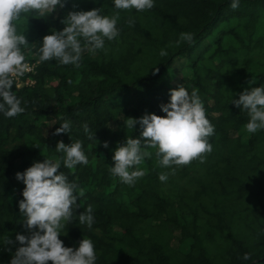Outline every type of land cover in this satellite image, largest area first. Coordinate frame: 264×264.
Masks as SVG:
<instances>
[{
    "label": "trees",
    "instance_id": "trees-1",
    "mask_svg": "<svg viewBox=\"0 0 264 264\" xmlns=\"http://www.w3.org/2000/svg\"><path fill=\"white\" fill-rule=\"evenodd\" d=\"M231 3L154 0L152 9L137 11L116 9L114 0H66L43 16L21 13L17 32L29 43L21 48L25 61L37 65L34 85L12 87L25 111L10 118L0 112V240L12 235V243L0 241V264H10L20 247L16 235H29L19 210L25 185L16 173L61 158L57 143L76 140L89 162L73 169L61 164L84 192L61 233L64 246L75 249L91 239L95 264H264V129L247 132V112L231 103L245 89L264 85V0H239L235 10ZM95 8L109 17L119 12L117 38L84 52L78 68L56 59L38 62L43 37L62 31L70 11ZM182 33L193 34L192 42ZM179 60L182 71L173 82ZM181 84L189 93L197 89L204 103L215 128L208 138L212 152L204 163L163 167L157 149H144L152 155L136 167L146 175L123 183L111 172L114 151L141 132L139 124L128 128L127 118L165 116L160 106ZM65 121L69 132L53 135ZM161 173H168L166 182ZM89 205L91 228L79 222Z\"/></svg>",
    "mask_w": 264,
    "mask_h": 264
},
{
    "label": "clouds",
    "instance_id": "clouds-1",
    "mask_svg": "<svg viewBox=\"0 0 264 264\" xmlns=\"http://www.w3.org/2000/svg\"><path fill=\"white\" fill-rule=\"evenodd\" d=\"M65 3L66 0H0V112L6 117L25 111L21 99L12 91V77L22 74L25 55L21 46L29 43L25 34H18L15 22L20 21L21 13L35 11L43 16L58 6L63 8ZM114 5L116 9L137 11L150 10L155 6L154 0H114ZM238 7L239 0H232L231 8L235 10ZM101 11V8L70 11L62 21L65 25L62 31L52 30L51 34L43 37L38 62L56 59L63 65L71 64L78 68L85 51L94 53L104 47L105 38L108 41L117 38L120 34L117 27L119 12L109 17L101 15ZM128 23L131 26L134 21L129 20ZM80 38H83V44ZM181 39L192 42L193 34L182 33ZM160 55L166 56L167 52L162 49ZM231 103L247 112V132L264 129V85L245 89L239 94V99H233ZM160 107L165 116L145 114L139 119L127 118L126 126L134 128L139 124L141 132L137 138L128 137L126 143L114 151L111 172L123 183L132 185L146 175L145 170L136 167L152 155L144 149H157L156 156L163 167L189 165L194 160L204 163L206 155L213 150L208 138L214 134L215 128L206 117L197 89L189 93L183 84L178 85L170 90V102ZM84 128L89 132L87 124ZM69 130L70 124L65 121L53 135L68 133ZM104 147H108L106 142ZM56 151L64 155L59 159L45 158L43 162H34L23 173H16V179L25 185L19 210L25 217L29 235H16L20 247L10 264H95L97 260L91 239L83 238L75 249L64 246L60 239L66 224L72 221L74 208H79V198L84 195L83 190L69 182L60 170L61 164L68 169L87 165L89 161L83 151V142L76 140L66 145L59 141ZM159 179L166 182L168 173H161ZM92 213L93 207L89 205L86 212L79 214L80 224L91 228L94 223ZM5 242L12 243L7 237ZM249 258V254L244 255V259Z\"/></svg>",
    "mask_w": 264,
    "mask_h": 264
},
{
    "label": "built area",
    "instance_id": "built-area-1",
    "mask_svg": "<svg viewBox=\"0 0 264 264\" xmlns=\"http://www.w3.org/2000/svg\"><path fill=\"white\" fill-rule=\"evenodd\" d=\"M25 67L22 74L12 77L17 88L32 86L35 84V78L32 76L36 71L37 63L35 61H24Z\"/></svg>",
    "mask_w": 264,
    "mask_h": 264
},
{
    "label": "rangeland",
    "instance_id": "rangeland-1",
    "mask_svg": "<svg viewBox=\"0 0 264 264\" xmlns=\"http://www.w3.org/2000/svg\"><path fill=\"white\" fill-rule=\"evenodd\" d=\"M85 52H87V51H85ZM183 63H184V60H179L178 62H176V63L173 65L174 74H175V78H173V82H177V81H178V77L180 76L181 71H182L181 68L183 67ZM184 71H185L186 73H189L188 69H185ZM168 76H171V73H168ZM166 77H167V76H166ZM50 124H51V122L47 123V125H44V131H45V132L49 129ZM26 141H27V143H28L29 146H32L33 143H34V142H33V139H32L31 136H27V137H26ZM115 229L118 230L117 228H115ZM5 237H7V238L10 239V238L12 237V235H10V234L5 235V236L2 238V240H0L2 243H6V242H5ZM173 246H174V247H180L182 250H186V249H187V245H186V244L180 245L177 241H174V242H173Z\"/></svg>",
    "mask_w": 264,
    "mask_h": 264
}]
</instances>
